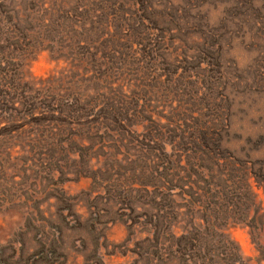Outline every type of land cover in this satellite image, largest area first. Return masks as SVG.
<instances>
[{"label": "rangeland", "instance_id": "obj_1", "mask_svg": "<svg viewBox=\"0 0 264 264\" xmlns=\"http://www.w3.org/2000/svg\"><path fill=\"white\" fill-rule=\"evenodd\" d=\"M231 158L264 161V0H0V264H264Z\"/></svg>", "mask_w": 264, "mask_h": 264}, {"label": "trees", "instance_id": "obj_2", "mask_svg": "<svg viewBox=\"0 0 264 264\" xmlns=\"http://www.w3.org/2000/svg\"><path fill=\"white\" fill-rule=\"evenodd\" d=\"M229 168L230 171H240V180L244 189L249 190L252 188L251 184L254 182L259 188H262L264 191V161L260 162L257 166H253L252 169L246 167L244 164H238L234 162L233 158L229 159ZM251 210V209H250ZM256 214L258 220H260L263 228H264V208L263 206L256 205Z\"/></svg>", "mask_w": 264, "mask_h": 264}]
</instances>
